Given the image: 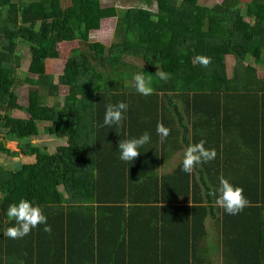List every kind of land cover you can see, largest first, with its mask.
<instances>
[{
    "label": "trees",
    "instance_id": "1",
    "mask_svg": "<svg viewBox=\"0 0 264 264\" xmlns=\"http://www.w3.org/2000/svg\"><path fill=\"white\" fill-rule=\"evenodd\" d=\"M102 1L0 0V133L35 156L0 168V264H98L104 252L106 264H214L213 252L221 264H264V0H152L154 12L130 8L116 17L108 48L90 41L113 16ZM20 42L31 53L23 83L36 88L25 106L14 94ZM64 43L77 48L61 76L48 75L45 63L61 59ZM238 51L261 66L262 78ZM198 55L211 64H194ZM157 69L171 77L161 80ZM139 72L151 77L152 95L136 91ZM121 101L126 119L104 126L106 105ZM16 109L25 117L10 116ZM158 122L171 129L163 143ZM144 132L150 140L140 156L122 161L119 141ZM42 133L65 134L68 146L44 153L29 143ZM200 140L216 158L187 174L184 152ZM0 151L9 153L1 143ZM221 175L250 201L238 215L215 204ZM21 199L42 207L51 234L41 224L22 239L3 235L15 223L6 210Z\"/></svg>",
    "mask_w": 264,
    "mask_h": 264
},
{
    "label": "clouds",
    "instance_id": "2",
    "mask_svg": "<svg viewBox=\"0 0 264 264\" xmlns=\"http://www.w3.org/2000/svg\"><path fill=\"white\" fill-rule=\"evenodd\" d=\"M212 62L211 57L198 55L193 63L199 64L207 68ZM161 80H167L171 77V73H165L157 69L155 73ZM134 86L136 91L143 96H150L154 89L151 77H146L143 72L133 75ZM129 105L123 101L117 104L106 105L103 124L104 126L120 125L126 119ZM156 132L160 136L161 143L170 135L171 129L165 127L163 122H158ZM150 134L144 132L139 137L120 140L118 149L120 150V159L125 162L134 161L140 156V147L149 142ZM205 140H200L198 143H193L187 146L182 160V170L187 174H192L194 168L201 164L207 163L216 158V150L205 147ZM218 196L215 204L224 209L228 215H238L250 203L244 195L242 186L233 185L229 179L223 175L219 177V188L217 189ZM6 215L10 221H15L14 225L8 227L3 235L13 240L22 239L29 235L32 229L43 224V231L51 234V225L47 223V216L39 204H34L28 199H21L19 202L9 204Z\"/></svg>",
    "mask_w": 264,
    "mask_h": 264
},
{
    "label": "rangeland",
    "instance_id": "3",
    "mask_svg": "<svg viewBox=\"0 0 264 264\" xmlns=\"http://www.w3.org/2000/svg\"><path fill=\"white\" fill-rule=\"evenodd\" d=\"M16 1V0H13ZM27 1H37V0H27ZM63 7H67L69 4V0H62ZM246 2L248 0H242ZM222 2V0H199V5L206 7H213ZM102 8H107L108 12L112 14V18L109 20H104L101 23V28L98 32H93L90 34V41L94 43H100L104 47L108 48L113 43V34L115 25L117 23V18L119 14H121L124 10L130 8H143L148 9L150 11H155L156 7L152 0H106L101 2ZM243 6L241 5L239 8L243 12ZM108 14V13H107ZM249 22V20H248ZM77 48L76 43H64L60 46L61 59L59 60H49L46 61L45 69L47 70V74L53 77H59L63 74V68L66 62L67 57L70 52ZM17 56L20 58V69L16 71L17 78L19 83H17L14 87V94L17 97V102L20 106H25L27 104V96L31 91H36V88L33 86L25 85L24 79H27L29 76L27 74V68L29 62L31 60V53L29 51L28 45L20 42L17 47ZM239 57L244 61V65L255 66L258 69L259 76L263 77V71L261 66H256L253 63V60L249 58H245L244 53L238 51ZM129 65H132L137 68H142V64L138 60L134 59H125L124 60ZM234 65V59H227L228 69H232ZM67 94V88L61 87L58 93V100H63ZM46 104L48 107H52L55 104L54 99H47ZM10 116L24 118L25 113L23 110L16 109L11 110L9 112ZM43 127V124H41ZM0 143L9 151V153L0 151V168L4 170H12L18 163H31L35 161V157L20 154L18 147V140L16 137H12L2 131L0 133ZM30 145L40 148L44 153L49 155H56L67 145V136L64 134L62 138H57L52 135L41 134L38 137L31 138L29 140ZM219 253L213 252L211 257L216 260V264H221Z\"/></svg>",
    "mask_w": 264,
    "mask_h": 264
},
{
    "label": "crops",
    "instance_id": "4",
    "mask_svg": "<svg viewBox=\"0 0 264 264\" xmlns=\"http://www.w3.org/2000/svg\"><path fill=\"white\" fill-rule=\"evenodd\" d=\"M46 64V63H45ZM33 157H35V156H33ZM178 160V159H177ZM174 161L173 160V163L174 164H176L178 161ZM32 163V162H31ZM168 169V168H167ZM169 171L171 170V169H168ZM166 247H172V246H166ZM113 254L114 253H111V258H112V256H113ZM127 254L130 256V255H133L134 256V252H127ZM209 254V253H208ZM128 255H127V257H128ZM162 255H165V254H162ZM104 256H106L107 257V259L105 260L103 257ZM209 257H211V255L209 254ZM165 258V257H164ZM211 259L213 260V262H214V264H216V260H214L212 257H211ZM108 262V252L107 253H103V254H101V257H98V261H97V263L98 264H106ZM221 262V261H220Z\"/></svg>",
    "mask_w": 264,
    "mask_h": 264
}]
</instances>
